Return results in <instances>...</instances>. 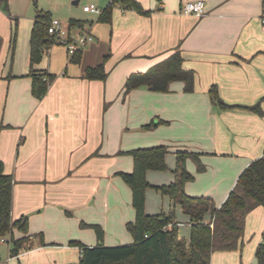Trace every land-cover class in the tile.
<instances>
[{
	"label": "crops",
	"instance_id": "crops-1",
	"mask_svg": "<svg viewBox=\"0 0 264 264\" xmlns=\"http://www.w3.org/2000/svg\"><path fill=\"white\" fill-rule=\"evenodd\" d=\"M140 1L146 13L118 4L112 22L99 21L100 14L85 10L88 17H74L66 9L70 31H91L94 39L81 48L80 64L71 60L64 44L51 45L36 65L56 75L42 98L33 94L29 75L30 37L40 8L27 16L19 43L17 31L11 56L13 26L29 13L30 0H9L10 13L0 7V159L14 179L13 219L28 217L33 240L32 248L16 256L9 243L6 264H78L81 247L71 241L97 244L92 224L104 228L106 245L132 242L127 228L135 219L132 189L120 174L134 168L128 152L132 148L170 145L168 170L147 171L152 184L175 179L178 150L201 152L206 169L199 171L196 160L188 158L195 179L186 181L185 189L212 197L217 206L248 164L263 154L264 114L223 107L213 100L211 89L226 104H254L264 96V0H205L203 15L185 12L187 0ZM73 18L83 20V26L69 27ZM177 51L183 66L195 71L192 90L175 79L167 91L142 85L126 92L132 73L146 71ZM105 57V79L83 75L87 66ZM154 121L155 126L144 127ZM161 197L156 207L146 203L147 212L175 209L179 227L190 236L191 220L181 204L169 195ZM262 230L260 205L247 215L244 239ZM14 234L24 233L16 228ZM262 239L260 235L243 248L214 251L211 264H254Z\"/></svg>",
	"mask_w": 264,
	"mask_h": 264
},
{
	"label": "trees",
	"instance_id": "trees-1",
	"mask_svg": "<svg viewBox=\"0 0 264 264\" xmlns=\"http://www.w3.org/2000/svg\"><path fill=\"white\" fill-rule=\"evenodd\" d=\"M118 4L125 9L147 12L140 0H108L98 20L112 22L113 10ZM0 7L10 13L9 0H0ZM52 19L49 10L40 9L31 31L29 75L32 76L33 94L38 98L46 95L50 84L56 78L55 74L36 67L51 45L59 43L56 35L50 33L48 29ZM83 23V20L73 18L69 27ZM17 26L15 21L9 47L11 56L16 48ZM1 43L0 37V46ZM80 50L71 55V60L79 64ZM105 59L106 57L96 65L87 66L83 75L92 79H105L107 77ZM175 79L184 80L187 91L194 88L195 71L183 66V56L179 51L146 71L132 73L126 81V92L142 85L156 91H167L169 81ZM211 93L213 100L220 102L223 107H241L264 114L262 108L264 96L254 104L243 105L226 104L219 98L214 86ZM157 123L154 121L145 127L149 128ZM170 150V145L166 143L128 150L133 155L134 168L132 171H121L120 174L132 189L135 219L127 222V228L133 236V241L106 245L104 228L100 224H92L97 232V244L88 245L80 240L71 241L72 244L81 247L82 255L78 264H211L214 251L243 248L247 215L257 206H264V152L241 172L227 198L217 206L212 197L193 195L185 189L186 181L195 179V174L187 168L188 158L196 160L199 171L206 169L205 163L201 160V152L178 150L174 169L175 179L163 184L149 182L147 179L149 169H168L166 156ZM13 183V175L5 171L4 161L0 159V242L5 238L11 245V255L16 256L32 248L33 240L28 233V217L13 219ZM149 186L169 195L175 203L181 204L183 211L191 220L189 239L179 235L175 209L168 212H147L146 191ZM16 228L24 234L15 236ZM41 243H46L43 236ZM255 256L259 264H264V236L257 245Z\"/></svg>",
	"mask_w": 264,
	"mask_h": 264
},
{
	"label": "rangeland",
	"instance_id": "rangeland-1",
	"mask_svg": "<svg viewBox=\"0 0 264 264\" xmlns=\"http://www.w3.org/2000/svg\"><path fill=\"white\" fill-rule=\"evenodd\" d=\"M84 3H85L84 0L80 1L78 4H74L73 0H30V4L28 7L29 13L26 14V16L25 15L19 16V19H18V27H17L18 42L17 43H19V41L21 40L22 30L25 28L26 24L28 23L27 19L29 20V17H27V16L31 15L32 13L34 14L38 8H40V9L44 8V9L51 10L52 14H53L52 18H58L61 21L63 26H67L69 18H65L66 9H69V8L72 9L74 12V14H73L74 17H79V18L88 17L86 14H84V13H86L84 11V8H83ZM93 3H96L97 5H99L100 7L103 8L108 3V0H93ZM89 14L98 15V13H94V12H89ZM153 170H156V169H153ZM167 170L168 169H165L164 171H167ZM159 171H161V170H159ZM162 195H164V197L166 196V194H162L156 188L149 186L147 188V191H146V203L148 204V206H155L156 207V205L158 206V202H157L158 196H162ZM164 197H161V198H164ZM179 235L184 236L185 238L189 239V234H188L187 228L183 229V228L179 227ZM260 235L264 236V230H262L260 232H256V234H254L253 232L252 233L250 232L248 237H247V235L245 236L244 244L247 241L249 243H254L255 240H257V238ZM7 240H9V237H7ZM8 245H9V242H4V241H3L2 245H0V248L2 249V252H1L2 257H4L3 259H0V264H1V261L4 264L7 263L6 255H7ZM4 252H5V254L3 256ZM254 264H258V262L255 261Z\"/></svg>",
	"mask_w": 264,
	"mask_h": 264
},
{
	"label": "built area",
	"instance_id": "built-area-1",
	"mask_svg": "<svg viewBox=\"0 0 264 264\" xmlns=\"http://www.w3.org/2000/svg\"><path fill=\"white\" fill-rule=\"evenodd\" d=\"M83 8L85 11L98 14L103 11V8L96 3L85 4ZM183 10L185 12L203 15L207 11L206 2L205 0H187L183 4ZM48 29L50 33L56 35L59 43H62L67 47V50L71 55L94 39V35L91 31H83L78 34L72 33L67 26L62 25L58 18L52 19ZM2 241H6V239L2 238Z\"/></svg>",
	"mask_w": 264,
	"mask_h": 264
}]
</instances>
